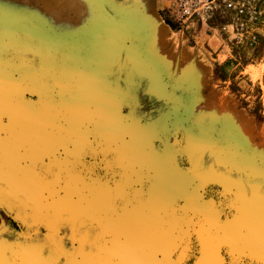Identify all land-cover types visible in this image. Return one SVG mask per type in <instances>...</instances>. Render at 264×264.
<instances>
[{
  "label": "rangeland",
  "instance_id": "obj_1",
  "mask_svg": "<svg viewBox=\"0 0 264 264\" xmlns=\"http://www.w3.org/2000/svg\"><path fill=\"white\" fill-rule=\"evenodd\" d=\"M84 1L0 0V264H264V7L181 25L158 0L147 50L85 92L58 74Z\"/></svg>",
  "mask_w": 264,
  "mask_h": 264
},
{
  "label": "crops",
  "instance_id": "obj_2",
  "mask_svg": "<svg viewBox=\"0 0 264 264\" xmlns=\"http://www.w3.org/2000/svg\"><path fill=\"white\" fill-rule=\"evenodd\" d=\"M84 2L85 22L81 27L70 31L68 34L73 35L72 39L64 43L65 46L58 48L59 51H66L67 55V58L63 59L64 63L60 61L61 65L58 68L63 71L58 74L79 77L85 75L87 92L99 90L93 86L106 84L121 75L122 68H128L136 56L138 47L142 52L147 50L148 36L153 39L158 11L163 6L157 3L158 0ZM69 14L70 18L67 21L74 27L76 14L74 12ZM81 32H85L84 41L80 37ZM61 48L64 50H60ZM73 62H77L78 66L73 67Z\"/></svg>",
  "mask_w": 264,
  "mask_h": 264
},
{
  "label": "built area",
  "instance_id": "obj_3",
  "mask_svg": "<svg viewBox=\"0 0 264 264\" xmlns=\"http://www.w3.org/2000/svg\"><path fill=\"white\" fill-rule=\"evenodd\" d=\"M264 7V0H168L167 13L181 25L211 19L253 22Z\"/></svg>",
  "mask_w": 264,
  "mask_h": 264
},
{
  "label": "bare ground",
  "instance_id": "obj_4",
  "mask_svg": "<svg viewBox=\"0 0 264 264\" xmlns=\"http://www.w3.org/2000/svg\"><path fill=\"white\" fill-rule=\"evenodd\" d=\"M78 2V1H77ZM65 3V2H64ZM74 3V2H73ZM168 3V0H167ZM67 4L71 7L68 8H72L73 10H77L78 7H76L75 5L72 4V2H67ZM75 6V7H74ZM12 8V12L14 14L16 9H20V7H11ZM43 9H49L50 11L53 12L57 11L59 9V7H51V5L49 6L48 4L45 5V7H42ZM53 9V10H52ZM5 7H1V12L3 13V15L5 14ZM14 31V30H13ZM12 37V36H11ZM82 38V41L85 40V33L80 36ZM88 37V36H87ZM103 38V37H102ZM9 36L8 34H2L0 35V41H5L8 40ZM104 41V40H103ZM81 44V42L79 43ZM65 46V45H64ZM65 48V47H64ZM79 48V47H78ZM90 48V47H89ZM63 48H61L60 50H62ZM64 50V49H63ZM61 52V51H60ZM79 52V51H78ZM91 65V64H90ZM87 66V65H86ZM85 66V67H86ZM91 67V66H90ZM92 69V67H91ZM87 70V69H86ZM93 70V69H92ZM88 72V71H87ZM91 73V72H90ZM85 76V75H84ZM93 77V76H92ZM89 78V77H88ZM8 75H4L3 73H0V104H8L9 102L13 101V89L14 86L10 83H8ZM93 79V78H92ZM90 88V87H89ZM80 102L78 103V101L74 100L72 101L68 106V110L71 113V116L76 115L77 113H81L83 109H80ZM87 106V104H85V107ZM97 114V113H93V112H89L85 110V118H90L92 115ZM217 240V239H216ZM153 247V246H152ZM147 249V248H146Z\"/></svg>",
  "mask_w": 264,
  "mask_h": 264
}]
</instances>
